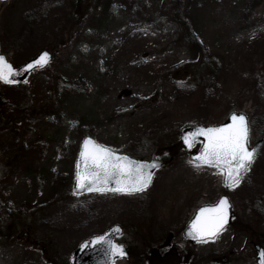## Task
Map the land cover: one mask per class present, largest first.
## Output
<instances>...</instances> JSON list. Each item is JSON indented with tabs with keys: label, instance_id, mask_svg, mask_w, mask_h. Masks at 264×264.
<instances>
[{
	"label": "rangeland",
	"instance_id": "rangeland-1",
	"mask_svg": "<svg viewBox=\"0 0 264 264\" xmlns=\"http://www.w3.org/2000/svg\"><path fill=\"white\" fill-rule=\"evenodd\" d=\"M177 1L213 60L197 78L186 71L201 57L171 19L172 0H82L76 8L72 0H0L8 60L20 65L59 50L28 82H0V264H64L113 225L125 229L118 242L137 253L115 264H145L144 255L153 264H257L264 146L230 189L218 169L187 155L142 192L70 195L87 133L139 160L164 157L161 142L179 140L182 127L220 125L234 112L248 117L251 146L264 137V0ZM221 196L236 213L232 225L188 244L185 226Z\"/></svg>",
	"mask_w": 264,
	"mask_h": 264
},
{
	"label": "snow or ice",
	"instance_id": "snow-or-ice-1",
	"mask_svg": "<svg viewBox=\"0 0 264 264\" xmlns=\"http://www.w3.org/2000/svg\"><path fill=\"white\" fill-rule=\"evenodd\" d=\"M48 53L43 52L37 59L24 65V70L34 66L42 67L48 62ZM20 69L14 67L4 55H0V82L15 83L13 79ZM203 136V146L192 161L195 166L209 165L216 167L224 176L228 187L240 183L241 174L248 170L255 159L256 147L249 144V128L243 113H232L230 122L215 127H197L187 133L184 143L191 148L197 136ZM81 159L76 163V188L88 192H105L111 182H115L112 191L134 192L147 188L153 173L149 170L159 165L153 161H135L121 155L109 147L99 144L91 138L83 141ZM229 203L227 197H220L218 202L201 207L192 223L193 238L206 236L214 239L223 230L227 221ZM118 230V229H117ZM93 244L106 243L112 257L123 256L124 249L119 243L107 239V233L93 238ZM259 264H264V252L259 253Z\"/></svg>",
	"mask_w": 264,
	"mask_h": 264
},
{
	"label": "water",
	"instance_id": "water-1",
	"mask_svg": "<svg viewBox=\"0 0 264 264\" xmlns=\"http://www.w3.org/2000/svg\"><path fill=\"white\" fill-rule=\"evenodd\" d=\"M43 52H47L49 55H48V62L42 66V67H36L34 66L32 69H29V70H24V65L33 61L34 59H37L39 57V55ZM58 54V52H54V53H51L47 50H44L42 52H40L39 54H37L36 56H34L33 58L29 59L28 61H26L24 64H22L21 66L19 67H16L17 69H20V71H18L16 74H14L13 76V79L15 80V83H11V84H22L24 82H26L30 76L35 72V71H39V70H42V69H45L46 67H48L49 63L51 62L52 58L54 56H56ZM1 55V54H0ZM8 60V59H7ZM11 63V62H10ZM12 64V63H11ZM13 65V64H12ZM14 66V65H13ZM15 67V66H14ZM127 94L129 92H126ZM239 114V113H238ZM231 116V115H230ZM230 116L228 117V119L224 122V123H228L230 122ZM246 117V116H245ZM246 120L248 122V118L246 117ZM223 124V123H222ZM219 126V125H218ZM197 127H215V126H206V125H197V126H185L183 127L181 130H180V141L183 145V147L187 150V151H191L192 148L194 147V145L196 143H202V146H203V141H204V137L203 136H197V138L195 139V141L193 142V146L191 148H189L185 143H184V139L183 137L189 133V132H193L195 131V129ZM248 128H249V124H248ZM86 138H91L92 140L96 141L93 137L91 136H86L81 144H80V148H79V151H78V155H77V159H76V163L77 161H79L81 159L80 157V151H81V148L83 146V141L86 139ZM201 146V148H202ZM253 146L256 147L257 151H256V155L255 157L258 155V153L260 152V150L263 148L264 146V138L257 141ZM200 148V150H201ZM199 150V151H200ZM198 151V152H199ZM198 152H194L190 155V158L192 160H194L196 158V155ZM120 154V153H118ZM121 155H126L128 157H130L129 155L127 154H121ZM131 159H133L132 157H130ZM135 161H142V160H137V159H133ZM144 161V160H143ZM153 161H155L156 164H158L159 166L158 167H154V168H151L149 169L153 175H152V180L154 178V176L159 172L161 171V169L163 168V162L161 160H156V159H153V160H149V161H146L148 163H152ZM253 162V161H252ZM252 162H251V165H252ZM250 165V167H251ZM204 166H207V167H212V168H216L214 166H209V165H204ZM249 167V168H250ZM248 168V170H249ZM217 169V168H216ZM247 170V171H248ZM243 172L241 174V179L243 177V175L247 172ZM75 173H76V165H75ZM151 180V182H152ZM241 181V180H240ZM151 184V183H150ZM150 184L148 185V187L150 186ZM115 182H111L108 186V190H106L105 192H95V191H92V192H88V191H85L83 189H78L76 188V179L74 178V184H73V188L71 190V195L74 196V197H81V196H85V195H92V194H99V193H110V194H115V193H138L140 191H143L147 188H144L143 190H139V191H134V192H117V191H112L111 189L115 188ZM224 186L225 188L227 189H230L232 187H228L226 186V184L224 183ZM226 197V196H224ZM228 199V198H227ZM228 203H229V212H228V218H227V221L226 223L224 224L223 226V230L229 226L231 224V221H232V218L234 217V213L232 212V206L228 200ZM205 207V206H203ZM199 211V209H198ZM198 211L196 212V214L198 213ZM196 214L194 216V218L190 221V223L185 227L184 231H183V239L186 241V242H189L190 244H195V243H198V242H202V241H207V240H210L208 239L206 236H200L198 238H193L195 233H193L192 235H190L189 233L192 231V221L195 219L196 217ZM118 229V230H117ZM222 230V231H223ZM222 231H220L219 233L216 234V236L218 234H220ZM105 233H107V239H111L113 240L114 242H116V240L122 235L123 233V229L118 226V225H115L111 228H109ZM104 233V234H105ZM102 234V235H104ZM215 236V237H216ZM96 237V236H94ZM94 237H90L88 238L87 240H85L84 242H82L70 255V260H69V263L70 264H114L116 260L118 259H127L129 258L130 256V253H129V250L127 249V247L125 245H122L123 246V249H124V255L123 256H116V257H112L110 252L108 251V245L106 243H96V244H93L92 243V240ZM117 243V242H116ZM254 251L257 255V263L259 264V253L260 252H264L263 248L260 247V246H255L254 247ZM223 263L226 262V260H222Z\"/></svg>",
	"mask_w": 264,
	"mask_h": 264
},
{
	"label": "trees",
	"instance_id": "trees-1",
	"mask_svg": "<svg viewBox=\"0 0 264 264\" xmlns=\"http://www.w3.org/2000/svg\"><path fill=\"white\" fill-rule=\"evenodd\" d=\"M72 1H73V7L76 8L79 5V1H82V0H72ZM172 5H173V7L170 10L171 19H173L180 26V31H181L180 33H181L182 38L184 39V42L187 45L195 46V48L199 52V56L201 57V59L199 60V62L196 64L195 67L193 64L191 66V69H188V71H186L188 76L190 74V71H192V73H194V78H197V75L201 72V70L203 68H205L207 71H210V69L214 66L213 60L207 58L206 54L202 50L201 44L199 43V39L196 36L195 32H193V29L191 27L189 20L181 12L180 4L178 3V1L172 0ZM57 48L58 47H56V49ZM164 83L165 82H162V84H158L159 90L161 89V85H163ZM2 123H3V125L10 126L12 129H16V121H5V120H3ZM85 135L93 136L91 133H87ZM161 144L160 145L164 148L162 150L164 152L163 159L166 160L167 162H169V161L173 162V161H176L177 159H180V158H183V157H186L187 155H189V153L182 147V144L176 138V136L175 137L171 136L169 139L164 138L163 141L161 142ZM14 231H16V228ZM257 243L264 246V242H262V240L258 239ZM52 246L53 245L51 244V247ZM136 256H137V253H135L133 251V249H131L130 250V259H134ZM144 257L145 258H143V262L145 264H153V258L151 255L150 256L144 255ZM67 261L68 260H65L64 264H69V262H67ZM141 263H142V259H139V264H141ZM197 263L201 264V262H197Z\"/></svg>",
	"mask_w": 264,
	"mask_h": 264
},
{
	"label": "flooded vegetation",
	"instance_id": "flooded-vegetation-1",
	"mask_svg": "<svg viewBox=\"0 0 264 264\" xmlns=\"http://www.w3.org/2000/svg\"><path fill=\"white\" fill-rule=\"evenodd\" d=\"M200 147H201V146H200V144H196V145H195V147H194V151H197V150H199V149H200Z\"/></svg>",
	"mask_w": 264,
	"mask_h": 264
}]
</instances>
